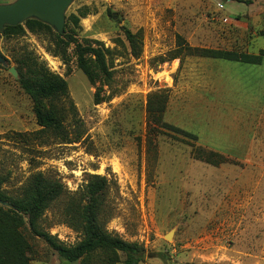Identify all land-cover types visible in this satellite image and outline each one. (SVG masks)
Wrapping results in <instances>:
<instances>
[{"label": "rangeland", "instance_id": "1", "mask_svg": "<svg viewBox=\"0 0 264 264\" xmlns=\"http://www.w3.org/2000/svg\"><path fill=\"white\" fill-rule=\"evenodd\" d=\"M84 6L92 14L78 39L112 50L108 83L93 84L73 48L67 62L53 56L46 34L0 35V179L9 178L2 190L17 196L42 172L82 209L88 175L106 176V227L144 247L140 264H264V60L201 58L185 48L260 55L264 0H75L66 17ZM123 27L143 31L139 56ZM26 50L68 82L64 123L72 134L82 125L79 142L34 137L41 130L34 104L10 73ZM175 52L176 60L161 61ZM157 94L169 98L163 122L195 138L150 123ZM58 207L41 227L74 247L84 236L60 222ZM27 234L32 264H80ZM125 259L121 253L119 264Z\"/></svg>", "mask_w": 264, "mask_h": 264}, {"label": "trees", "instance_id": "2", "mask_svg": "<svg viewBox=\"0 0 264 264\" xmlns=\"http://www.w3.org/2000/svg\"><path fill=\"white\" fill-rule=\"evenodd\" d=\"M246 2V1H241ZM92 14L89 7H82L77 14L66 17L65 33L58 34L54 29L37 19H29L18 26H8L0 31L4 37H20L27 31L35 34H46L50 38L48 51L63 61H68L69 50L73 48L77 64L89 80L94 84L98 81L110 82L113 72L110 70L109 56L112 50L106 48L100 41L78 39V29L82 19ZM124 36L129 43L134 56L143 51V31L133 32L123 27ZM185 46V45H181ZM191 56L241 62L249 65H261L264 51L260 55H239L234 51L200 49L185 46ZM178 53H173L169 59L163 58V63L176 60ZM19 72L18 82L21 88L30 96L41 130L34 134L37 140L53 137L64 144L79 142L82 137L81 126L72 134L65 125V107L62 102L69 98L68 82L52 72L46 63L40 61L32 51H27L16 59ZM168 96L153 95L149 99L148 119L150 123L162 128L195 138L190 133L177 129L163 122V114L168 102ZM25 138V135L19 134ZM8 177L0 179V264H32L30 253L32 245L28 232L42 238L59 256L69 262L80 264H119L121 253L126 256L124 264H140L145 259L146 251L138 243H131L111 234L107 227L106 193L110 181L106 176L89 174L87 192L89 200L82 209H76L65 191L64 184L42 172L34 174L23 191L17 196H9L2 185ZM58 207L60 222L80 232L84 239L74 246L67 247L56 241L55 237L41 227V221L51 207Z\"/></svg>", "mask_w": 264, "mask_h": 264}, {"label": "water", "instance_id": "3", "mask_svg": "<svg viewBox=\"0 0 264 264\" xmlns=\"http://www.w3.org/2000/svg\"><path fill=\"white\" fill-rule=\"evenodd\" d=\"M74 1L75 0H16L11 3L0 4V31L8 26L23 24L29 19H37L51 26L58 34H64L66 14ZM1 60L2 58L0 56V61ZM10 73L14 77L19 78L16 69L12 68ZM0 203L5 205L4 202ZM170 234L171 233L168 235Z\"/></svg>", "mask_w": 264, "mask_h": 264}, {"label": "crops", "instance_id": "4", "mask_svg": "<svg viewBox=\"0 0 264 264\" xmlns=\"http://www.w3.org/2000/svg\"><path fill=\"white\" fill-rule=\"evenodd\" d=\"M5 3H11V2L10 1L9 2H6V1L0 2V4H5Z\"/></svg>", "mask_w": 264, "mask_h": 264}]
</instances>
